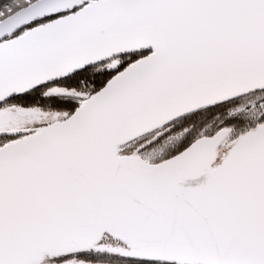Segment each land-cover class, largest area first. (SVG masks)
<instances>
[{"label":"snow or ice","instance_id":"snow-or-ice-1","mask_svg":"<svg viewBox=\"0 0 264 264\" xmlns=\"http://www.w3.org/2000/svg\"><path fill=\"white\" fill-rule=\"evenodd\" d=\"M0 264H264V0H0Z\"/></svg>","mask_w":264,"mask_h":264}]
</instances>
